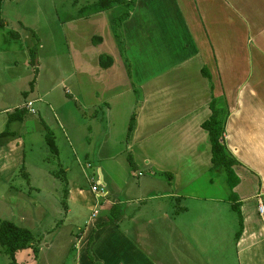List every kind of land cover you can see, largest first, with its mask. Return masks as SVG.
Listing matches in <instances>:
<instances>
[{
    "label": "crops",
    "instance_id": "0c3cea01",
    "mask_svg": "<svg viewBox=\"0 0 264 264\" xmlns=\"http://www.w3.org/2000/svg\"><path fill=\"white\" fill-rule=\"evenodd\" d=\"M93 5L65 22L70 72L57 86L67 83L64 138L75 159H96L91 183L106 194L64 182L60 222L84 224L64 264H264V0ZM33 102L21 105L22 121L7 117L0 154L38 114ZM41 102L51 116L37 126L61 130ZM212 107L234 160L235 201L224 177L210 176L202 125ZM38 204L49 205L46 193Z\"/></svg>",
    "mask_w": 264,
    "mask_h": 264
},
{
    "label": "rangeland",
    "instance_id": "374dc122",
    "mask_svg": "<svg viewBox=\"0 0 264 264\" xmlns=\"http://www.w3.org/2000/svg\"><path fill=\"white\" fill-rule=\"evenodd\" d=\"M98 1L0 0V21L5 23L0 25V132L5 130L8 115L22 104L34 101L32 109L38 111V114L29 113L30 121L24 124L23 130L14 128L19 134L15 136L16 141L10 149L2 148L0 154V221L28 229L34 237L29 248L15 253L14 264L72 262L73 248L67 251L74 246L75 235L84 230L83 221L75 226L73 222H60L64 209L59 201L65 194L64 182L74 180L81 184L82 190H89L95 173L94 169L91 173L87 162L95 163L94 168L98 164L96 159H75L73 156L67 138H64V135L69 137L65 124L67 112L59 109V105L65 103L63 98L67 97V83L57 84L70 72L66 32L63 31L65 22L76 16L81 8L91 4L96 6ZM105 1L106 4L132 2ZM124 5L125 8L130 6ZM45 92L49 94L40 100ZM41 101L50 104L55 117L64 123V126L60 124L61 130L56 122L48 129L42 130L40 124L37 126V120H48L45 119L48 106ZM72 111L79 112L77 109ZM27 128L31 130L22 135ZM52 145H56L57 151ZM18 161L19 165L15 166ZM215 170L210 171V176L218 179L223 170L217 171V177ZM41 193L48 195L50 205L43 209L38 204ZM174 206L170 202L169 210L173 211ZM233 215L237 226V215ZM46 245L49 247L43 249ZM35 247H38L37 251ZM13 261L0 246V264H12Z\"/></svg>",
    "mask_w": 264,
    "mask_h": 264
},
{
    "label": "trees",
    "instance_id": "16d2710c",
    "mask_svg": "<svg viewBox=\"0 0 264 264\" xmlns=\"http://www.w3.org/2000/svg\"><path fill=\"white\" fill-rule=\"evenodd\" d=\"M109 5L112 4H106L105 0H99L97 5L94 7H96V9H104ZM211 110L212 115L208 121L203 123L202 128L207 131L209 135L211 163L213 165L212 168L223 170L220 177L223 176L228 187H230L233 183L237 182L231 169L234 165V160L226 153L225 146L222 141L224 133V120H222L221 117H218V114L213 107ZM25 114L26 110L24 108L15 109L10 115H8V121H22ZM7 136H10V133L8 129L5 128V130L0 133V138ZM52 149L55 151L53 145ZM229 189V199L230 201H235L237 197L231 192V187ZM232 207L235 209L236 205ZM33 240L34 237L30 230L18 227L9 221H0V246L3 249V252L8 255L12 261L15 253L29 248ZM12 264H14V261Z\"/></svg>",
    "mask_w": 264,
    "mask_h": 264
},
{
    "label": "built area",
    "instance_id": "2783aa9c",
    "mask_svg": "<svg viewBox=\"0 0 264 264\" xmlns=\"http://www.w3.org/2000/svg\"><path fill=\"white\" fill-rule=\"evenodd\" d=\"M92 191H93V192H98V189H97L96 187H92ZM102 193H103V189H100V190H99V194H102ZM258 210H259V212H261V213L263 212L261 206L258 207Z\"/></svg>",
    "mask_w": 264,
    "mask_h": 264
},
{
    "label": "bare ground",
    "instance_id": "6f19581e",
    "mask_svg": "<svg viewBox=\"0 0 264 264\" xmlns=\"http://www.w3.org/2000/svg\"><path fill=\"white\" fill-rule=\"evenodd\" d=\"M92 187H96V188L98 189V192H93V191H92ZM92 187H91V191H92L94 194L98 195V194H99V190H100V188H99L97 185H93ZM97 193H98V194H97ZM105 194H106V193H104V190H103V193L100 194V195H105Z\"/></svg>",
    "mask_w": 264,
    "mask_h": 264
}]
</instances>
